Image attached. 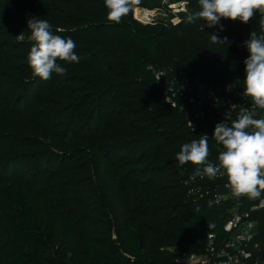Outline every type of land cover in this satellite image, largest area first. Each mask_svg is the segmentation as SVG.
Instances as JSON below:
<instances>
[{
  "label": "trees",
  "instance_id": "1",
  "mask_svg": "<svg viewBox=\"0 0 264 264\" xmlns=\"http://www.w3.org/2000/svg\"><path fill=\"white\" fill-rule=\"evenodd\" d=\"M183 2L199 10L198 0H139L114 23L104 0H0V264H188L210 233L227 238L235 204L191 203L184 175L195 167L176 160L207 130L163 102L154 71L242 88L237 45L264 34L262 17L222 19L220 31L187 13L176 25L135 16ZM33 16L76 43L79 62L60 61L66 71L47 81L27 63ZM252 218L264 240V210Z\"/></svg>",
  "mask_w": 264,
  "mask_h": 264
},
{
  "label": "clouds",
  "instance_id": "2",
  "mask_svg": "<svg viewBox=\"0 0 264 264\" xmlns=\"http://www.w3.org/2000/svg\"><path fill=\"white\" fill-rule=\"evenodd\" d=\"M139 0H104L107 9V20L120 23L128 15L131 5ZM199 10L189 11L187 23L197 20L206 22L207 27L219 26L223 31L222 19L239 21L248 24L259 11L264 31V0H198ZM31 41L27 63L34 76L47 81L52 74H64L65 68L60 61L79 62L75 54L76 43L72 38L54 34L52 24L47 19L33 16L27 21ZM23 39V36L20 37ZM214 44H225L227 37L210 34ZM248 57L244 60L245 78L243 96L249 97L253 104L264 110V34L257 35L252 31L244 41ZM257 113L241 107L236 119L215 124L213 139L223 146L219 152L218 162L209 159L211 150L209 136L201 134L199 139L184 143L176 160L180 166L190 163L195 167L192 179L197 177L215 179L218 175L227 177L226 187L230 188L236 198L255 199L264 194V117L256 118ZM192 127V125L190 124Z\"/></svg>",
  "mask_w": 264,
  "mask_h": 264
},
{
  "label": "built area",
  "instance_id": "3",
  "mask_svg": "<svg viewBox=\"0 0 264 264\" xmlns=\"http://www.w3.org/2000/svg\"><path fill=\"white\" fill-rule=\"evenodd\" d=\"M175 6L177 16L172 21L174 25L180 22L179 14L187 13V3ZM244 41L237 45L243 65L249 55ZM154 74L156 80L164 86L163 102L184 113L193 132L206 128L209 136L208 129L214 128L216 123L227 122L230 125L241 107L254 110L256 118L264 117V110L253 104L249 97L243 96L244 86L239 87L240 80L216 83L182 71L175 72L172 68L157 70ZM219 149L224 150L222 145H219ZM227 182V177L223 174L215 179L197 177L195 180L192 179V174L184 175V186L191 203L235 204L229 211L230 218L225 226L227 238L219 245V237L210 233L206 252L191 256L188 264H264V240H258V225L252 218L255 213L264 210V194L255 199L236 198L230 188L226 187ZM244 200L251 203L249 210L246 209Z\"/></svg>",
  "mask_w": 264,
  "mask_h": 264
},
{
  "label": "rangeland",
  "instance_id": "4",
  "mask_svg": "<svg viewBox=\"0 0 264 264\" xmlns=\"http://www.w3.org/2000/svg\"><path fill=\"white\" fill-rule=\"evenodd\" d=\"M168 9L167 10H161V11H154V12H149L146 10H137L135 12L136 18L144 23H152L154 21H165V22H172L173 21V16L174 18L177 16L175 14L176 12V6L177 4H170L168 3Z\"/></svg>",
  "mask_w": 264,
  "mask_h": 264
}]
</instances>
